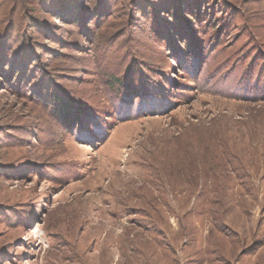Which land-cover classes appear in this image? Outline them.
Wrapping results in <instances>:
<instances>
[{
    "label": "rangeland",
    "instance_id": "rangeland-1",
    "mask_svg": "<svg viewBox=\"0 0 264 264\" xmlns=\"http://www.w3.org/2000/svg\"><path fill=\"white\" fill-rule=\"evenodd\" d=\"M50 1L0 0V264H264V0Z\"/></svg>",
    "mask_w": 264,
    "mask_h": 264
},
{
    "label": "trees",
    "instance_id": "trees-1",
    "mask_svg": "<svg viewBox=\"0 0 264 264\" xmlns=\"http://www.w3.org/2000/svg\"><path fill=\"white\" fill-rule=\"evenodd\" d=\"M156 5L158 6L157 8H160L161 6V0H154ZM236 2H238V0H234ZM67 3H69V0H54V1H50V3H43L42 4V8L44 11H47L49 14H51L53 16V18H57L59 19V21H66L67 19H71V22H70V26H74L75 28L77 27H81L80 23L79 22V18L80 16H82L81 14L79 13H74L76 10V8H73L70 12H69V15H55L56 14V11L59 10L61 11L63 6L66 5L67 7H64V8H69L70 6H74V4H71V5H67ZM54 4V5H53ZM148 4L150 7L154 8V2L153 0H148ZM62 5V8L60 7ZM112 6L115 7L114 4H111ZM152 8H149L151 9V13H155L157 15H159L158 13H160L159 10H157L156 8L152 9ZM227 10V13H228V9ZM230 11V9H229ZM141 9H138L137 12H136V15L137 13H141ZM232 14V13H231ZM21 16V15H20ZM99 15H97L98 17ZM110 16V15H108ZM155 16V15H153ZM226 16L228 19H226V17H224V21H227V20H232V16L235 18L236 15H224ZM238 16V15H237ZM66 17H70V18H66ZM101 17V16H99ZM102 17L106 18L105 15H102ZM25 18V17H22L21 20ZM102 18L101 21L104 22V19ZM28 19V18H27ZM21 20L17 17H13L12 19H10L8 22L13 25V31L11 32V34H15V35H18V33H23V30H22V27H19L21 26L20 25V22ZM25 20V19H24ZM128 19H125L124 21H127ZM88 21V20H87ZM91 21L93 22L94 20L91 19ZM100 21V22H101ZM99 22V21H98ZM99 22V23H100ZM107 22V21H106ZM94 24V23H93ZM83 26V25H82ZM99 31H101V27H98ZM160 32H161V29L159 28ZM99 31H94V35H98ZM84 36H86V34H84ZM88 38V37H87ZM20 43H21V40H20ZM22 55L24 56V53H22ZM23 58V57H22ZM121 73V72H120ZM125 76V75H124ZM126 77H123V78H119V77H109L108 79H106V85H107V88L109 90H111V92H118V93H121L123 91H128V90H131L132 89V86H133V83L131 81H128V78H126V82H124L122 79H124ZM116 92V93H117ZM48 96V111H50L52 113V116L54 118H56L57 122L58 123H61V124H65L67 122H69L70 119L73 118V115H76L78 116L79 114H81L84 110V108L81 106V104L79 103H75V102H69L68 100L66 101L65 97L62 96L60 93H57L56 95L55 94H47ZM74 104V105H73ZM80 105V106H79ZM72 117V118H71Z\"/></svg>",
    "mask_w": 264,
    "mask_h": 264
}]
</instances>
